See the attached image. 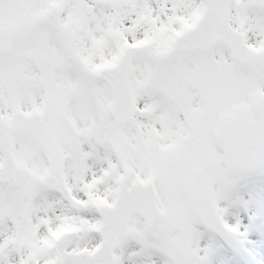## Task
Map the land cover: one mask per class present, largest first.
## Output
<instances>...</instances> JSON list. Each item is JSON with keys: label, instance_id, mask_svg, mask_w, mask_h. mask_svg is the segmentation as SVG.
Returning <instances> with one entry per match:
<instances>
[{"label": "snow or ice", "instance_id": "6c2138e0", "mask_svg": "<svg viewBox=\"0 0 264 264\" xmlns=\"http://www.w3.org/2000/svg\"><path fill=\"white\" fill-rule=\"evenodd\" d=\"M0 264H264V0H0Z\"/></svg>", "mask_w": 264, "mask_h": 264}]
</instances>
